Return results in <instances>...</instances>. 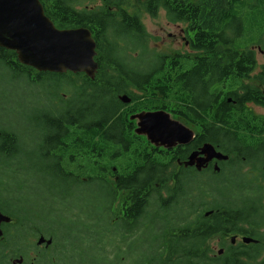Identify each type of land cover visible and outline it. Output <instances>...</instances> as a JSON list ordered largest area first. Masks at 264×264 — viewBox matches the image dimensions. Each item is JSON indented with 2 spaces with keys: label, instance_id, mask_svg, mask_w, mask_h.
<instances>
[{
  "label": "flooded vegetation",
  "instance_id": "obj_1",
  "mask_svg": "<svg viewBox=\"0 0 264 264\" xmlns=\"http://www.w3.org/2000/svg\"><path fill=\"white\" fill-rule=\"evenodd\" d=\"M147 1H59L69 4L73 14V26H67L48 15L57 13L54 1L41 0L57 28L91 32L98 69L95 78L68 70L65 74L72 75L65 81L36 77L26 80L30 84L23 81L28 97L17 102L18 121L12 103L0 109V132L12 121L28 130L22 113L31 107L44 115L37 123H49L33 139L36 151L25 152L22 164L15 154L7 158L6 149L1 152L0 212L5 219L0 221V264H81L82 251H103L106 259L121 254L127 264L136 259L143 264H239L242 249L259 243L254 233L264 231V190L243 201L231 183H264V14L256 13L257 0H239L246 3L244 13L231 20L233 28L219 31L214 64L219 75L218 104L211 109L206 94L193 93L194 82L207 78L213 64L208 30L204 29L203 38H195L202 30L199 24L191 30L187 19L194 14L180 16L164 4L154 14L147 10ZM229 1L233 0L222 2ZM173 2L185 3L188 12L194 10V3L206 1ZM253 25L259 29L257 36H247L245 29ZM194 70H201L203 78L194 79ZM113 71H120L121 78L111 76L116 75ZM66 84L74 86V93L63 91ZM31 99L36 100L33 106ZM46 100L49 103L44 105ZM59 109L69 121L75 113L79 119L80 110L101 116L95 114L99 109L115 119L108 125L101 120L102 125L95 127L100 131L92 129L99 133L93 139L110 149L101 156V148L93 142L90 151L83 152L88 155L85 161L93 164L85 178L70 172L68 179L57 165L69 147L49 136V129L64 118ZM157 111L169 114L167 123L181 125V142H153L140 119L131 118ZM248 128L253 132L245 135ZM68 129L80 133L82 127ZM243 136L248 140L245 144L238 140ZM208 143L222 156L206 160L201 151ZM55 144L60 154L51 152ZM195 153L196 163L188 164ZM26 164L32 167H22ZM48 167L58 175L50 174ZM35 170L52 178L42 199L27 194ZM98 226L107 236L116 232V240L103 242ZM244 237L256 242L245 243ZM139 245L147 250L140 258ZM256 258L262 261L264 252Z\"/></svg>",
  "mask_w": 264,
  "mask_h": 264
},
{
  "label": "trees",
  "instance_id": "obj_2",
  "mask_svg": "<svg viewBox=\"0 0 264 264\" xmlns=\"http://www.w3.org/2000/svg\"><path fill=\"white\" fill-rule=\"evenodd\" d=\"M54 7L56 10L54 12H57L55 14H48L53 20H56L60 22L62 25H67V26H73L70 23V19L73 17V14L69 12L68 8H70L69 4L65 3H60L59 1L63 0H52ZM176 1H181V0H176ZM186 1V0H183ZM193 1H206V2H196L194 3L193 7L194 10L192 11H185L186 4L185 3H180V2H173V0H149L147 1V10L153 12L154 14L157 13V8L160 6V4H164V6L168 7L170 11L173 13H176L180 16H188L190 13L194 14V17L191 19H187L188 22L191 23V30L193 31L194 24H199L200 25V30H202V33H195V38H203L204 36V29L208 30V40H209V48H210V53H211V58L210 61L211 66L208 68V75L207 78L202 77V72L201 70H194L193 71V78L196 79V77L203 78L201 82L196 83L194 82V90L193 93L194 95H205L207 99H209V106L212 109H217V104L216 101L218 99V88L217 84L219 82V75H218V68L215 66L217 64V52L218 50L216 49L219 46V41H220V34L219 31L222 29H231L232 23L231 20L235 18L236 15L244 13V9L246 7L245 1H239V0H233L229 1L227 3H223V0H193ZM225 6L226 8L222 10V6ZM258 10L256 13L258 14H264V0H257L256 4ZM176 7V9H174ZM254 26V33H258L257 31L259 30L255 25ZM248 30V27L245 29V32ZM248 36V35H247ZM16 59V62H15ZM17 64V65H16ZM215 64V65H214ZM0 70L4 74V76L9 77V81L14 80L17 82L18 85H24V82H27V79L31 78H43L44 80H48L49 82H52L50 79H69L70 75H66L65 73L61 74L58 72H38L36 69L28 67L23 65L19 59L17 58V54L11 50H6V49H1L0 50ZM116 75H111L115 76L118 78H121V72L120 71H113ZM205 72V70H204ZM107 72L101 75V77H105ZM206 77V76H205ZM24 81V82H23ZM65 81V80H64ZM28 83V82H27ZM30 84V83H28ZM107 87V86H106ZM25 88V87H24ZM71 93H74L71 91ZM123 93V92H121ZM74 97V94L73 96ZM204 99L199 98V101L202 102ZM107 106L111 108L113 105L112 103H107ZM78 109H80L78 107ZM82 109V108H81ZM64 111H66L67 115H70L69 110H67L66 107L63 108ZM63 110L59 109L60 115L64 117V112ZM29 112H23L22 115L24 116L26 122L28 121V127L30 125H34L33 130H40L42 133H44L48 127V124H40L37 123L38 120L40 119L38 116H44L40 115L39 113L41 110H32ZM54 113V112H53ZM53 113H50L49 111L47 112L48 115H51ZM100 113L101 116L98 117H93L91 114H84L80 110V118L78 119V113L72 114V117L67 120L65 117L59 121H57L55 127L49 129V136H52L56 141L58 142H66L68 134L71 132V130L68 129V126L70 125H79L82 128H86L88 132V136L84 137L82 135V132L80 133H74L75 134V143H78L83 146H88L85 147L90 151V144L95 142L96 148H101V156H104V153L110 149L109 144H102L100 143L99 140L93 139V136L95 134H99L98 132H93L92 129L96 131H100L95 127H99L101 124V120L103 121L104 125H108L109 123H112L115 121V119L112 116L107 115V111L105 109H99V111H96L95 114ZM242 118V117H240ZM120 118L116 119L119 120ZM43 122H47L46 119H41ZM231 122V121H229ZM232 128H234L235 123H232ZM105 127V126H101ZM74 132V131H73ZM253 132L252 130H249L246 132H243L245 135ZM72 133L71 136H74ZM107 136V134L105 133ZM246 136L239 137V142L245 144L248 140L245 138ZM53 138L51 141H53ZM251 141V139H250ZM23 147V153H19V149ZM6 149L7 152V158H9L11 155L15 154L18 158V163L22 164L24 162V153L29 151L30 153H34L36 151V148L33 145V140H29L25 138L21 133L14 131L12 129H9L8 126L0 132V159L1 157V152ZM73 149L74 146L69 147L68 149V155L67 157L62 161L57 163L59 168L65 172V176L69 179L70 177V172L74 171L77 169L79 172L81 171H88L91 170L93 167V164L90 162L86 161L82 164H79V160L76 161L74 164L71 161V158L73 155ZM68 163H71V169L67 170L66 165ZM53 165V164H51ZM26 169H29L32 167L30 164H26L22 166ZM49 168V167H48ZM35 169V167H34ZM49 173L52 175H58L57 172L53 171L54 169L50 167ZM38 175L37 171L35 170L34 172L31 173L30 177L33 178V176ZM40 179H37L41 181L42 183L44 182H49L52 178H50L47 174L46 171H41L39 173ZM81 176V175H80ZM100 180V178H99ZM234 184L237 188V190L241 193L243 196V201H245L253 192L259 191L262 186H264V183H255L253 181H238ZM36 188V187H35ZM254 202V201H252ZM251 202V203H252ZM246 202L243 205H245ZM5 211L7 213H11L12 211L5 207ZM254 236L256 239L260 240L258 244H251L252 247L249 248H243L241 251V263L239 264H264V259L262 261H259L258 257L264 252V231L256 232L254 233ZM254 237V238H255ZM162 248L164 249V245H162ZM92 262L98 263L97 261L93 260ZM132 264H143L142 261L139 260H134L131 261ZM165 261H162V263ZM168 264L169 261H167ZM110 264H127L125 261H121V263H115L114 261L110 260ZM151 264H154V262H151Z\"/></svg>",
  "mask_w": 264,
  "mask_h": 264
},
{
  "label": "water",
  "instance_id": "obj_3",
  "mask_svg": "<svg viewBox=\"0 0 264 264\" xmlns=\"http://www.w3.org/2000/svg\"><path fill=\"white\" fill-rule=\"evenodd\" d=\"M0 46L15 50L19 60L39 71L86 72L94 78L98 65L95 61V43L91 32L84 28L59 29L45 14L41 0H0ZM134 118L149 129L146 133L153 142H181L182 131L178 122L167 123L164 111L142 113ZM141 134V133H140ZM206 160L221 157L211 144L202 151ZM191 156L188 164L196 163ZM198 165L201 166L200 160ZM5 219L0 214V221ZM243 242H256L244 237Z\"/></svg>",
  "mask_w": 264,
  "mask_h": 264
},
{
  "label": "rangeland",
  "instance_id": "obj_4",
  "mask_svg": "<svg viewBox=\"0 0 264 264\" xmlns=\"http://www.w3.org/2000/svg\"><path fill=\"white\" fill-rule=\"evenodd\" d=\"M253 31H254V26H250V27H248V30L246 31L245 34L248 36H251V37H256L258 33L252 34ZM9 80H10L9 77L4 76V74L0 70V109L3 108L4 110H6L9 106V104L12 103L13 107L15 109L14 114H12V115H13L14 119H16L18 121V119L20 120L21 116H18V113H17V102L24 99V98H27L28 96L25 93H23L24 92V86L16 85V83H17L16 81H14V80L9 81ZM3 85H5L7 87V90L5 89V87H3ZM74 89L75 88L73 85L66 84L63 91H68L71 93V91ZM40 93H43V92L40 91ZM53 100L55 101V100H57V98L55 97V98H53ZM35 103H36V100L31 99V106H33ZM37 103H39V102H37ZM48 103H49V100H46L44 102V105H47ZM32 112L33 111H32V107H31V114H32ZM131 118H132V116H131ZM14 124H18V128H15ZM14 124L12 121L11 123H7V126L9 127V129H12L14 131L21 133L25 138H27L29 140H33L37 136V133L40 132V130H36V129L31 130L30 127H28V121L25 123V128L28 127V130L20 128V124H21L20 122H17ZM79 130L82 132V135L84 137L88 136L87 130H85L83 128L79 129ZM73 131H74V129H71V132L68 134L66 143L69 144V147L74 146V149L72 151L73 155H74L73 156L74 159L71 158V161L75 164L76 161L79 160V163H78V165H79V164L86 162L85 157L88 155L84 154L83 152H85V151L89 152V150L86 149L85 147H81L80 144H78V145L75 144V134L73 133ZM72 133L74 134V136H71ZM53 141L58 142L54 138H53ZM68 148L65 151L64 159L68 155ZM59 150H60V148L57 146V144H55L53 146V149L51 150V152L60 154ZM71 167H72L71 163H68L66 165L67 170H70ZM72 172H74L76 174H80L81 177H83V178H85L84 175L89 174V171L79 172L77 169H75ZM37 179H40L42 181V179L40 178L39 175L33 176V178H31V183H30V186L27 190V194L31 197H35L37 199H42V198L46 197V195H47L46 191L43 188L46 186V184L48 182L46 181V182L42 183L41 181H39ZM38 186H41V187H38ZM35 187L39 188L40 190H36ZM88 189L89 188L87 187L86 190H88ZM86 190H83V191H86ZM96 191H97V187H96ZM103 230H104L103 226H98L97 233H98V236L103 240V242L111 243L110 241L116 240V232H111V236H107V234L103 233ZM146 252H147V250H146L144 245H139L136 249V253H138L139 258L142 254H144ZM121 256H122L121 254H117L116 256H111L109 259L111 261H114L115 263H121ZM106 257H107V253L103 252V251H99V252H95V253H89V254H86L84 251H82L81 264H91V263H94V262H92L93 260L97 261L98 264H110V260L106 259ZM138 257H136V258H138ZM128 264H132V262L129 261Z\"/></svg>",
  "mask_w": 264,
  "mask_h": 264
},
{
  "label": "bare ground",
  "instance_id": "obj_5",
  "mask_svg": "<svg viewBox=\"0 0 264 264\" xmlns=\"http://www.w3.org/2000/svg\"><path fill=\"white\" fill-rule=\"evenodd\" d=\"M25 66H28V65H25ZM28 67H30V66H28ZM39 79H40V78H39ZM188 120H189V119H188ZM0 214H1V215H4V213H2V212H0Z\"/></svg>",
  "mask_w": 264,
  "mask_h": 264
}]
</instances>
